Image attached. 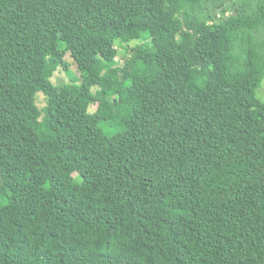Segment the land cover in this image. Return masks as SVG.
I'll list each match as a JSON object with an SVG mask.
<instances>
[{"label": "trees", "instance_id": "obj_1", "mask_svg": "<svg viewBox=\"0 0 264 264\" xmlns=\"http://www.w3.org/2000/svg\"><path fill=\"white\" fill-rule=\"evenodd\" d=\"M262 86L264 0H0V264H264Z\"/></svg>", "mask_w": 264, "mask_h": 264}, {"label": "rangeland", "instance_id": "obj_2", "mask_svg": "<svg viewBox=\"0 0 264 264\" xmlns=\"http://www.w3.org/2000/svg\"><path fill=\"white\" fill-rule=\"evenodd\" d=\"M125 53H126L125 49H118L117 58H116L117 62L122 61ZM77 75H78L77 70L74 68L73 65H70V71H64L59 68L56 69L53 74L52 81L56 85H61V84L69 82L70 80H77L78 79ZM80 87L82 88L83 93H85L88 90V87L85 85L80 84ZM257 96L261 100H264V86H262L261 88L257 90ZM36 102L40 108L43 105H45V98L42 93L38 94ZM54 105L59 109L60 112L65 114L68 123L73 122L77 101L69 102L67 100H62L61 98H57L54 102ZM91 191H95L94 186H91Z\"/></svg>", "mask_w": 264, "mask_h": 264}]
</instances>
